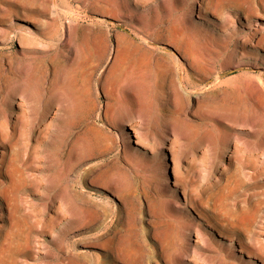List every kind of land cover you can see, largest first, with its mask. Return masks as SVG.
<instances>
[{
    "label": "rangeland",
    "instance_id": "374dc122",
    "mask_svg": "<svg viewBox=\"0 0 264 264\" xmlns=\"http://www.w3.org/2000/svg\"><path fill=\"white\" fill-rule=\"evenodd\" d=\"M107 1L116 9V18L106 13ZM194 1L185 0L179 12L178 0H0V71L8 63L56 64L55 48L60 47L68 22L87 26L92 34L114 42L119 34L139 33L132 27L139 26L137 20L150 27L154 18L163 19L165 4L176 9L171 20L186 14L200 48L219 51L216 65L223 71L221 82L209 78L198 92L189 94L183 104L188 117L223 115L227 110L239 115L243 106L247 108L249 128L235 125L233 138L229 130L216 131V142L207 153L202 155L200 149L194 158L189 153L184 163L191 166V175L195 171L196 193L207 189L211 202L231 218L236 199L253 193L256 182L264 179V175L250 177L235 145L229 142L237 138L238 143L246 141L251 147L264 145V0H211L200 13L191 14ZM157 48L174 53L164 43H157ZM100 101L104 103L105 97ZM122 149L119 143L118 150L93 154L94 144L91 155L75 167L69 178L76 194L72 218L62 203V185L58 181L53 185L51 180L59 179L58 166L44 171V182L37 188L16 171L18 156L14 155L10 169L13 181L7 191L17 195V184L26 187L20 191L22 203L10 201L5 208L0 200V264H218L215 249L231 242L218 235L217 228L221 227L211 209L205 207L196 215L188 207H173L174 201H182L174 189L163 202L156 199L163 184L160 166L168 162L166 149L151 152L147 146L130 143L129 164L123 159L117 161ZM260 161L258 157V164ZM115 163H121L124 169ZM213 164L218 170L224 168L222 175L213 173L215 181L209 175ZM105 168L109 171L104 178L99 172ZM55 196L61 200L51 206L48 200ZM254 200L255 196L241 215L247 228L243 240L248 250L259 247L264 256V212L254 214ZM233 256L235 259L229 261L236 264H261L239 251Z\"/></svg>",
    "mask_w": 264,
    "mask_h": 264
},
{
    "label": "bare ground",
    "instance_id": "6f19581e",
    "mask_svg": "<svg viewBox=\"0 0 264 264\" xmlns=\"http://www.w3.org/2000/svg\"><path fill=\"white\" fill-rule=\"evenodd\" d=\"M205 1L195 0L191 14L200 13L203 5L211 0ZM184 2L178 0L177 11H182ZM107 6H112L106 8L108 16L116 18L113 4L107 1ZM173 10L165 4L163 19L154 18L150 27L137 20L139 26L132 27L139 33L119 34L114 42L107 36L92 34L87 26L68 22L60 47L55 48L56 64L49 67L42 66L41 61L26 65L20 62L1 68L0 200L5 208L10 201L22 203L20 191L26 187L24 183L17 184V195L7 191L13 181L12 158L17 155L16 171L23 178L28 177L37 188L44 182V171L58 166L59 179L51 180L53 185L57 181L62 185V203L68 210V217L72 218L76 194L69 178L82 159L91 155L94 144L93 154H106L118 150L120 143L123 145L120 159H115L119 162L123 159L128 164L132 160L130 143L147 146L151 152L164 148L168 162L160 166L163 184L156 192V199L163 202L174 189L180 193L182 201H174L173 207H188L196 215L205 207L211 209L221 227L217 228L218 235L231 242L229 245L221 243V249H215L218 264H236L229 261L235 259L234 251L253 256L264 264L259 247H254V251L246 248L243 235L247 228L241 218L246 204L254 196V214L264 212V179L256 182L253 193L236 199L234 215L230 218L211 202L212 195H208L207 189L196 193L195 171L191 175V166H184L189 153L193 158L200 149L202 155L207 153L216 142V131L229 130V137L233 138L232 128L235 125L249 128V119L246 106L239 115L227 110L223 115L188 117L183 104L189 94L198 92L209 78L214 77V83L221 82L223 71L216 65L219 51L201 49L191 32L192 20L184 12L182 19L171 20ZM72 30L78 32L73 34ZM255 35L252 32V36ZM157 43L171 46L174 53L157 48ZM93 93H96L94 98ZM101 96L106 99L104 103L100 101ZM238 141L236 138L229 142L240 154L243 168L250 177L263 176L264 145L255 148L246 141ZM258 157L262 158L259 164ZM114 165L124 169L121 163ZM108 171L102 169L99 175L105 178ZM215 172L222 175L224 168L218 170L216 164L210 166L209 175L214 181ZM102 185L110 188L104 182ZM125 189L128 191L129 187ZM60 200L55 196L48 203L53 206ZM230 227L232 231L228 230Z\"/></svg>",
    "mask_w": 264,
    "mask_h": 264
}]
</instances>
